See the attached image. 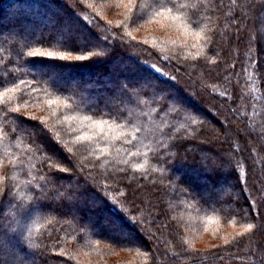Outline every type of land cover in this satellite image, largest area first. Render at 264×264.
<instances>
[{
  "label": "trees",
  "instance_id": "trees-1",
  "mask_svg": "<svg viewBox=\"0 0 264 264\" xmlns=\"http://www.w3.org/2000/svg\"><path fill=\"white\" fill-rule=\"evenodd\" d=\"M129 10L0 0V264H264V0ZM204 218L252 227L201 249Z\"/></svg>",
  "mask_w": 264,
  "mask_h": 264
},
{
  "label": "rangeland",
  "instance_id": "rangeland-1",
  "mask_svg": "<svg viewBox=\"0 0 264 264\" xmlns=\"http://www.w3.org/2000/svg\"><path fill=\"white\" fill-rule=\"evenodd\" d=\"M91 6L100 15L108 18L110 22L116 24L118 27L123 25L125 20L132 18L130 14V7L133 5V0H89ZM129 8V9H128ZM128 9V10H127ZM167 15H164V18ZM138 24H132L134 28L131 29V33L139 37L141 40L150 42L151 40H160L161 42H172L171 40H177L184 42L187 38L192 37L189 30L181 25H169L164 23V20H138ZM194 32V31H193ZM256 36L259 39V33ZM194 38V36H193ZM128 65V64H127ZM192 95V94H191ZM194 97V95H193ZM107 129H105L106 131ZM106 133V132H105ZM107 134V133H106ZM189 218V217H188ZM204 222L201 225L197 223H191L185 225L184 236L185 239L192 245L201 249L216 248L228 242L230 239L236 237L246 227L251 228L252 225H236L233 222L219 224L214 218H204ZM163 222V220H162ZM161 222V223H162ZM129 230V229H128ZM136 251L124 250L119 251L115 256H109L107 254L98 253V251H88L84 256L80 255L82 259H93L91 262L95 264L102 263L101 261L115 260L124 261L120 258L126 257V260H135ZM89 262V261H87ZM227 264H239V263H227Z\"/></svg>",
  "mask_w": 264,
  "mask_h": 264
}]
</instances>
